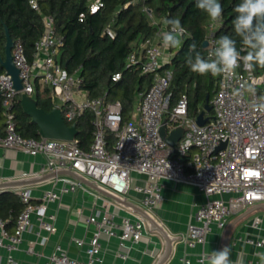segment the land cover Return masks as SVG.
<instances>
[{
	"label": "built area",
	"instance_id": "2783aa9c",
	"mask_svg": "<svg viewBox=\"0 0 264 264\" xmlns=\"http://www.w3.org/2000/svg\"><path fill=\"white\" fill-rule=\"evenodd\" d=\"M29 4L40 12L39 0H29ZM102 8L103 0H91V14H96ZM144 11L157 30L153 37L133 45L125 67L141 65L142 74L153 75V83L147 91L137 93L130 120L124 121L120 102H108L106 96L89 98L81 88L83 79L80 70L73 74L67 72L59 61L65 39L57 34L54 18L44 16L45 29L35 44L33 61H29L20 41L15 42L12 50L13 62L22 79V93L34 96L37 84L48 86L54 102L59 103L55 106H61L67 123L73 122L78 113L86 110L92 112L94 142L91 150L86 152L78 146L76 139L38 140L21 136L16 129L15 116L8 111L18 93L13 78L4 72L0 75V97L6 108V129L5 135L0 137V148L22 150L33 156L45 155L52 171H74L118 196L134 190L142 194V203L148 210L154 209L162 200L163 179L195 186L208 200L197 210V223L191 224L183 236L185 244L192 248L206 243L213 226L223 229L236 213L264 203V112L254 108L255 104L264 100V93L261 94L259 90L264 86V72L256 74L241 61L233 75L220 76L218 91L211 101L214 114L212 117L206 114L208 122L199 126L197 118L189 117V98L186 94L171 106L172 74L170 71L160 73V69L171 63L174 56L170 48L163 47V33L168 26L150 8L144 7ZM84 18L85 14L82 13L81 21ZM222 24L221 18L211 21L208 26V54L216 46V32ZM182 28L184 31L179 37L189 36L188 31ZM105 33L111 38L116 36L110 27ZM121 76V73H116L113 81H119ZM249 86L255 88V94L247 91ZM237 92L240 94L237 95ZM165 119L169 132L179 126L185 129L175 147L169 146L161 136ZM107 131L116 137L112 151L107 148ZM189 154L190 159H186ZM134 174L145 177L144 182L137 183ZM79 187L78 182L66 179L59 191H45L37 203L32 201L31 188L16 192L22 197L26 208L17 219L14 233L10 234L0 219V249L5 247L9 252L7 264H18L12 252L31 229L32 215L37 216L42 230L48 234L54 233L55 216L47 212L49 202L61 199L63 194L74 193ZM227 194L232 197L225 201L223 196ZM213 196L219 198L212 199ZM87 221L95 226V230L88 241H76L79 247H86L87 260L72 258L66 250L57 246L49 257L51 264L101 262L103 235L119 237L124 249H129L128 243L137 244L145 236L146 222L140 217L135 220L123 217L121 222H117L115 214L104 211L103 214H92ZM261 221L259 217L254 220L256 229L260 228ZM48 237H43L41 244L45 245ZM244 241L255 247L264 245L263 236L246 237ZM30 250L33 251V246Z\"/></svg>",
	"mask_w": 264,
	"mask_h": 264
},
{
	"label": "trees",
	"instance_id": "16d2710c",
	"mask_svg": "<svg viewBox=\"0 0 264 264\" xmlns=\"http://www.w3.org/2000/svg\"><path fill=\"white\" fill-rule=\"evenodd\" d=\"M104 8L96 14L90 13L91 0H39L40 12L33 9L29 0H0V58L5 57L7 42L6 29L12 39L20 41L30 62L33 61L35 44L44 33V16H52L57 34L65 39V46L60 56V63L69 74L80 70L83 79L81 88L89 98L106 96L108 102H120L124 121L130 120L137 93L147 91L153 83V75L142 74L141 65L126 68L127 56L133 45L153 37L157 27L154 26L144 7L150 8L156 17L162 19L177 18L189 33V36L179 37L181 45L171 48L174 53L171 63L160 69L161 74L170 71L172 80L170 92L173 94L171 106L186 94L189 98V117L197 118L205 109L209 96L212 98L218 91L219 77L211 75L200 76L192 73L186 64V54L189 45L195 43L197 51L205 57L208 49L204 42L208 37V26L212 20L195 7V0H103ZM223 7V24L216 32V38L230 35L241 48L239 37L235 36L232 20L234 8L240 0H220ZM84 13L83 21L80 15ZM110 27L116 34L115 38L105 31ZM242 56L246 52L241 53ZM67 64V66H66ZM264 68L257 66L256 74ZM5 72L0 61V75ZM121 73L119 81H113V76ZM37 104L46 112H51L55 106L52 90L48 86L37 84L35 94ZM21 94H16L10 110L15 116L17 132L24 138L41 139L39 127L32 122L21 103ZM213 110L207 113L212 117ZM94 114L88 110L78 113L73 122L79 133L76 137L78 146L89 152L94 142ZM6 108L0 97V137L5 135ZM107 148L114 150L116 137L111 131L106 134ZM193 153V152H192ZM191 153V154H192ZM191 154L186 159H190ZM26 208L22 197L14 192H0V219L5 223V229L14 233L16 222Z\"/></svg>",
	"mask_w": 264,
	"mask_h": 264
},
{
	"label": "crops",
	"instance_id": "0c3cea01",
	"mask_svg": "<svg viewBox=\"0 0 264 264\" xmlns=\"http://www.w3.org/2000/svg\"><path fill=\"white\" fill-rule=\"evenodd\" d=\"M134 177L140 184L145 180L138 174ZM66 179L78 182L80 187L74 193L63 194L61 199L49 202L47 212L55 216V232L48 234L42 230L33 214L31 229L12 252L18 264H51L49 257L57 246L66 250L70 257L86 261V247H79L76 241L90 239L95 226L87 219L104 211L115 214L117 222H121L123 217L143 218L146 222L145 236L137 244L128 243L129 249H124L119 237L103 235L101 262L96 264H184L186 259L197 264L204 251L220 250L226 245L232 246L233 260L239 254L243 255L245 264H259L254 253L264 251V247L257 248L244 239L264 237V203L236 213L223 229L213 226L206 243L191 248L185 244L183 236L191 224L197 223V210L208 200L195 186L163 179L162 200L154 209L148 210L142 203V194L134 190L118 196L74 171H52L45 155L33 156L22 150L0 148V192L16 193L31 188L32 201L37 203L45 191H59ZM231 197L227 194L223 199L228 201ZM216 198L219 196L212 197ZM257 217L262 220L259 229L254 227ZM45 236L49 237L43 245L41 239ZM32 246L33 251L30 250ZM8 255L5 247L0 249V264H7Z\"/></svg>",
	"mask_w": 264,
	"mask_h": 264
},
{
	"label": "clouds",
	"instance_id": "9594fccd",
	"mask_svg": "<svg viewBox=\"0 0 264 264\" xmlns=\"http://www.w3.org/2000/svg\"><path fill=\"white\" fill-rule=\"evenodd\" d=\"M195 7L212 21L222 18L223 7L220 0H195ZM234 13L233 31L235 36L240 38L241 48H237L236 39L226 34L218 37L214 50L207 57L197 51L195 43L189 45L185 59L192 73L212 77L231 76L240 67L241 61L249 70H254L257 66L264 68V0H240L234 8ZM163 23L168 26V30L163 33V47H179V34L184 31L180 20L166 18ZM242 52H246V55L242 56ZM247 91L255 94V88L252 86H249ZM239 94L237 92V95ZM254 108L264 112V100L255 104ZM254 255L259 264H264V251H257ZM184 264H192V261L186 260ZM197 264H245V261L243 255L239 254L233 260L232 246L226 245L220 250L204 251Z\"/></svg>",
	"mask_w": 264,
	"mask_h": 264
},
{
	"label": "water",
	"instance_id": "95a60500",
	"mask_svg": "<svg viewBox=\"0 0 264 264\" xmlns=\"http://www.w3.org/2000/svg\"><path fill=\"white\" fill-rule=\"evenodd\" d=\"M7 42L5 49V57H1V65L4 68L5 72L9 74L15 84V89L18 94H21L22 99V108L24 112L29 115L32 119V122L37 124L39 127V133L42 138L45 139H53V140H61V141H73L76 139L79 130L76 124L69 125L62 115L61 106H54L51 112H46L42 108H40L37 104V100L35 95L28 96L27 94L22 93L23 84L22 79L20 78V72L15 66L13 62V53L12 50L15 45V41L12 39L9 30L6 29ZM209 45L208 41L204 42V48H207ZM67 66V64H66ZM1 95V91H0ZM59 104L58 102L55 105ZM212 110V106L210 104L209 96L207 98V103L205 105V109L200 113L197 117V124L199 126L205 125L209 118L205 117L208 112ZM167 120H164V124L161 128V136L164 141L171 147H175L181 138L184 135V127L179 126L172 131H168L166 127Z\"/></svg>",
	"mask_w": 264,
	"mask_h": 264
},
{
	"label": "rangeland",
	"instance_id": "374dc122",
	"mask_svg": "<svg viewBox=\"0 0 264 264\" xmlns=\"http://www.w3.org/2000/svg\"><path fill=\"white\" fill-rule=\"evenodd\" d=\"M264 72V70H262ZM260 93L263 94L264 93V86L259 87ZM77 99H79L78 96H76Z\"/></svg>",
	"mask_w": 264,
	"mask_h": 264
}]
</instances>
